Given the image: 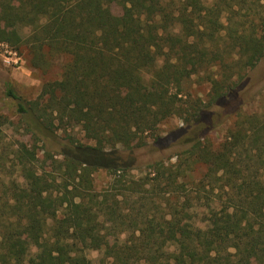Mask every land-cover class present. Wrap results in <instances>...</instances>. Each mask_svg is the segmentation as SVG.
<instances>
[{
  "label": "trees",
  "instance_id": "obj_1",
  "mask_svg": "<svg viewBox=\"0 0 264 264\" xmlns=\"http://www.w3.org/2000/svg\"><path fill=\"white\" fill-rule=\"evenodd\" d=\"M1 42L43 72L68 61L33 100L5 84L41 128L14 146L0 114V264H264V0H0ZM57 120L93 144L56 141Z\"/></svg>",
  "mask_w": 264,
  "mask_h": 264
},
{
  "label": "rangeland",
  "instance_id": "obj_2",
  "mask_svg": "<svg viewBox=\"0 0 264 264\" xmlns=\"http://www.w3.org/2000/svg\"><path fill=\"white\" fill-rule=\"evenodd\" d=\"M82 37V35H80ZM86 40L90 39L89 36H83ZM18 55L21 57V64L18 66L8 65L5 62V58L3 57V50L0 49V114L7 116L10 120L13 121L14 126L10 129H2V135L6 140H10L14 146H19L22 148H27L32 146L33 142L31 140V135L24 128V121L30 123V126L33 129L41 128L35 118L31 115L25 116L23 119L21 115L16 110V104L11 99L5 96V84L6 82L12 83V85L16 88L18 93L23 97L25 101L33 100L38 97L41 92L42 86L46 81L59 79L62 75V72L66 66L68 61V57L66 55L57 56L51 65V68L48 72H43L41 70L33 68L29 63V56L26 47H21L19 50H15ZM260 100H255L249 102L245 106L246 113H255L259 111L260 108ZM25 121V122H26ZM231 122H226L217 129H215L211 135V141L215 146H218L222 143L227 137V130L230 126ZM180 122L176 118H172L163 125L164 131H170L171 129L179 127ZM52 132H49L52 137L58 141L62 142L63 137H65L68 133L75 135L78 140L86 145H92L93 141L84 137L83 132L78 129H71L64 121L57 120L52 126ZM76 154L81 155L82 159L89 162H98L103 166H109L111 163V159L106 157V160L102 157L97 156L96 152L90 150L89 148H84L77 150ZM99 157V160L98 158ZM100 161V162H99ZM36 168L38 174L42 175L52 171L54 168V160L45 153L43 145L41 143L37 146V158H36ZM177 162L175 160L172 161V167L175 169ZM106 168H99L96 173L93 174L94 177V186L95 189H101L106 186L110 180L109 172ZM206 171V166L203 164H199L195 167L193 172H189L185 180L195 179L201 177ZM133 173L138 174V170H133ZM183 209L186 210L187 206H183ZM188 214V212H185Z\"/></svg>",
  "mask_w": 264,
  "mask_h": 264
},
{
  "label": "built area",
  "instance_id": "obj_3",
  "mask_svg": "<svg viewBox=\"0 0 264 264\" xmlns=\"http://www.w3.org/2000/svg\"><path fill=\"white\" fill-rule=\"evenodd\" d=\"M0 49L3 50L2 55L5 58V62L8 65L18 66L21 64V61H22L21 57L18 55V53L14 49H12L6 43L1 42Z\"/></svg>",
  "mask_w": 264,
  "mask_h": 264
}]
</instances>
